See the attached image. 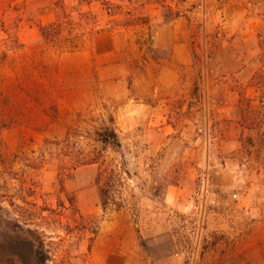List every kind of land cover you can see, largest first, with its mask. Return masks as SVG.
Returning a JSON list of instances; mask_svg holds the SVG:
<instances>
[{
    "label": "rangeland",
    "instance_id": "obj_1",
    "mask_svg": "<svg viewBox=\"0 0 264 264\" xmlns=\"http://www.w3.org/2000/svg\"><path fill=\"white\" fill-rule=\"evenodd\" d=\"M0 264H264V0H0Z\"/></svg>",
    "mask_w": 264,
    "mask_h": 264
},
{
    "label": "trees",
    "instance_id": "obj_2",
    "mask_svg": "<svg viewBox=\"0 0 264 264\" xmlns=\"http://www.w3.org/2000/svg\"><path fill=\"white\" fill-rule=\"evenodd\" d=\"M43 34V33H42ZM97 142L104 147L118 146L119 140L114 129L105 128L97 133Z\"/></svg>",
    "mask_w": 264,
    "mask_h": 264
}]
</instances>
